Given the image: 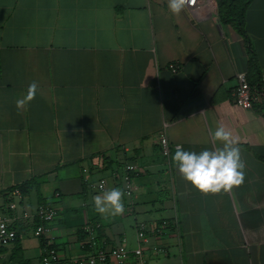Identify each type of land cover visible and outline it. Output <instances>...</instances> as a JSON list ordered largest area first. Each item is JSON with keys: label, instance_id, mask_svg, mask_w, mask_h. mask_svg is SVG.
Instances as JSON below:
<instances>
[{"label": "crops", "instance_id": "obj_1", "mask_svg": "<svg viewBox=\"0 0 264 264\" xmlns=\"http://www.w3.org/2000/svg\"><path fill=\"white\" fill-rule=\"evenodd\" d=\"M243 29L253 72L213 0L208 12L178 16L167 0H0V212L8 190L30 178L17 210L55 211L41 237L32 235L36 221L14 223L0 261L40 264L48 242L51 264H67L89 244L133 247L141 225L146 264H264V102L241 109L231 98L237 75L252 88L264 75V0H251ZM32 82L36 97L18 110ZM220 125L241 149L245 180L204 194L182 178L173 145L215 150ZM126 163L136 172L125 212L97 213L93 197L123 189ZM99 178L97 192L89 183Z\"/></svg>", "mask_w": 264, "mask_h": 264}, {"label": "built area", "instance_id": "obj_2", "mask_svg": "<svg viewBox=\"0 0 264 264\" xmlns=\"http://www.w3.org/2000/svg\"><path fill=\"white\" fill-rule=\"evenodd\" d=\"M212 0H194V3L187 4L185 9L191 13L208 12ZM170 71H174L173 65L169 64ZM231 98L234 105L241 109H251L254 101L264 102V75L259 78V83L254 87H250L245 74H239L236 77V84L231 92ZM157 144L159 152L163 157L169 154L170 145L165 136L164 131H160L157 135ZM177 145H173L176 149ZM136 167L131 163H126L123 166L122 180L124 183L122 191L126 196L130 194L129 174L135 173ZM89 186L100 192L105 188V179L99 178ZM4 208L7 212H0V246L12 243L16 238V233L13 224L19 220L36 221L32 230L34 237H41L49 224L54 219L55 211L52 205L48 203L39 204L32 212L21 209L20 202L22 194L17 187L12 188L8 193ZM83 230L91 231L88 225L83 226ZM136 244L133 247H127L124 240L116 243L113 246L89 244V251L82 256L71 258L67 264H146L144 255V227L139 225L135 231ZM154 252H161V249L151 248ZM57 261V255L50 243L45 242L40 257V264H51ZM0 264H4L0 261Z\"/></svg>", "mask_w": 264, "mask_h": 264}, {"label": "clouds", "instance_id": "obj_3", "mask_svg": "<svg viewBox=\"0 0 264 264\" xmlns=\"http://www.w3.org/2000/svg\"><path fill=\"white\" fill-rule=\"evenodd\" d=\"M190 0H167L168 8L174 15H180ZM194 3V0H191ZM38 90L36 82H32L27 94L16 101L18 110L23 109L35 99ZM213 143L220 142L222 147L215 150H202L199 153L185 151L177 145L174 163L182 178L190 182L204 194L230 193L240 187L245 180V162L241 149L230 130L220 125L212 133ZM124 192L113 188L93 197L95 211L101 215H122L125 212Z\"/></svg>", "mask_w": 264, "mask_h": 264}, {"label": "trees", "instance_id": "obj_4", "mask_svg": "<svg viewBox=\"0 0 264 264\" xmlns=\"http://www.w3.org/2000/svg\"><path fill=\"white\" fill-rule=\"evenodd\" d=\"M213 1L215 3L216 17L218 21L222 24H229L242 37L246 52L248 54L247 71L253 72L256 68V62L253 55L251 54L248 38L243 29L244 12L246 10V7L251 2V0H213ZM260 110L264 115V105L260 107ZM31 181L32 179L30 178L20 183L19 185H16L15 187H17L20 190L21 194H25L30 188ZM4 211L7 212V209Z\"/></svg>", "mask_w": 264, "mask_h": 264}]
</instances>
